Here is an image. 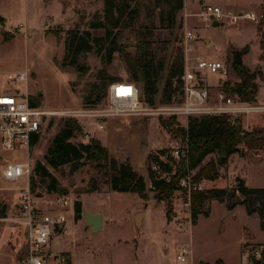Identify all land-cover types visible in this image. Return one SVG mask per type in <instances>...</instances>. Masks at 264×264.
Here are the masks:
<instances>
[{
  "label": "rangeland",
  "instance_id": "rangeland-1",
  "mask_svg": "<svg viewBox=\"0 0 264 264\" xmlns=\"http://www.w3.org/2000/svg\"><path fill=\"white\" fill-rule=\"evenodd\" d=\"M127 1L132 9L138 11L134 23L136 33H142L146 37L147 59L154 68L163 66V72L156 85L157 105H162L160 102L163 101L168 69L171 64L179 61V57L183 56L184 65L194 67L198 54L203 52L207 61L233 65L235 50H243L235 48H244L247 45L251 48V58H247L246 54L243 56V62L252 72L262 73V78L256 80L257 97L259 96L256 104L264 105V49L259 47L258 42L259 36L264 43V23L262 15L260 16L263 0H195L196 5L200 2L213 7L219 5L224 12L237 15L253 12L258 18L257 24L241 18L234 23L230 20L221 21L219 23L222 24L218 27L212 26V23L207 26L196 18L188 19L185 26L184 0V9L176 12L175 28H171L168 19L170 6L163 0L159 3L156 0ZM195 7L193 11L196 10ZM196 12L198 11L193 13ZM0 17L4 19V23H0V72L28 69L31 74L27 85L29 93L39 98L46 109H80L85 105L84 100L92 91V87L102 84L99 77L106 83L112 79L131 81L120 55L114 54L108 62L106 52L99 51L98 48L86 56H81L79 61L85 69L83 73L61 66L64 39L68 31H90L95 38L105 37L106 29L113 31V35L116 33L112 16L105 12L104 0H0ZM99 25L102 26L96 28ZM187 30L195 35L194 50L188 53L185 51ZM5 32L12 33L14 38L4 42ZM204 38L210 43L206 44ZM129 51L133 53L134 50L130 48ZM187 57L190 58L188 63ZM205 78L208 86L213 87H219L220 81L224 80L219 74L207 75ZM237 81L239 82L238 78L227 79V83ZM137 86L141 87V84ZM180 99L181 97L178 100ZM99 106H104V99ZM168 119L170 118H165ZM238 120L242 122L245 132L264 127V113L242 115ZM49 122L41 139L29 153V158L35 165L38 162L44 163L46 151L62 128L63 119L53 118ZM159 124L157 117H131L126 121L116 120L117 130L110 127V124L100 133L106 135L104 138L110 134L109 150L114 158L120 163L130 158L137 172L144 173L147 154L170 148L173 137L185 142L183 133L178 132L185 128L184 118L172 124V132H177L175 135L169 130H163ZM82 129L84 133L98 131L94 126L87 127L86 123ZM81 138L89 142L86 137ZM160 143L161 147L158 148ZM240 149L246 153L247 159H241V153L230 157L227 163L219 168L221 178L216 184L201 181L204 190L217 187L231 190L236 187L237 178L245 180L250 188H264V147L259 150H247L242 145ZM25 159L23 151L7 153L0 148V204L6 205V218L9 219L14 216L15 207L18 205L19 189L26 187L27 181L22 179L17 183L6 182L2 171L7 163ZM217 160V155H211L204 164ZM51 171L67 195L48 193L46 184L38 176H32L30 184L31 188H34L33 194L42 199L39 203L42 209L46 206L53 210L52 213L66 217L68 234H56L53 237L57 236L56 250L68 252L73 264H178L176 256L179 248L190 250V262L203 256L208 260L222 257L229 264H240V248L245 238L250 237L251 242H264V229L261 228L259 216H249L242 204H237L232 211L227 210L226 207L232 203L231 199L226 200L225 205L218 201L207 202L204 211L210 212L209 217L200 215L197 226L193 227L190 224V206H187L189 199L185 190L174 193V205L169 204L170 202L159 204L150 191L148 178L147 192L150 200L145 202L136 194L113 192L107 185H101L100 192L88 193L92 180L104 181L90 163L74 174L69 172L68 166L59 171ZM197 173L198 170H195L190 175L193 178ZM236 195L239 196L238 193ZM60 198H67L70 205L61 207L56 202ZM76 201H81L83 209L87 211L92 209L104 212L111 223L104 230L93 233L91 229L86 228L83 215L79 221L75 220ZM46 202L50 206H47ZM169 207H172L173 221L170 223L166 219ZM141 212L145 213V218L143 225L137 227L136 216ZM141 220L140 215L139 225ZM25 235V230L12 221H0V264H19L23 261L26 257Z\"/></svg>",
  "mask_w": 264,
  "mask_h": 264
},
{
  "label": "trees",
  "instance_id": "trees-1",
  "mask_svg": "<svg viewBox=\"0 0 264 264\" xmlns=\"http://www.w3.org/2000/svg\"><path fill=\"white\" fill-rule=\"evenodd\" d=\"M156 1L159 3L161 0ZM163 1L170 6L168 19L171 28H175L176 12L184 9V0ZM104 3L105 12L112 16L113 29L116 30V33L113 35V31L106 29L105 37L95 38L90 31H68L64 39L65 48L61 66L83 73L85 69L79 61L82 55L86 56L95 48H98L99 51L104 50L106 52L108 62H110L114 54L118 53L130 74V82H134L136 85L141 84V87H139L141 100L151 106H156V85L160 74L163 72V66L159 65L154 68L147 59L148 45L146 37L142 33H136L134 23L138 11L132 9L127 0H104ZM262 9V23H264V1ZM0 23H4L2 17H0ZM101 26L99 25L96 28ZM258 30L260 31L259 28ZM126 32L131 33L128 34ZM13 38L14 35L12 33H4V42H9ZM261 45L262 49H264L263 40ZM130 48L134 50L133 53L129 51ZM248 50L249 48L243 49L242 54L245 55ZM178 60V62L171 64L168 69L163 101L160 102L162 105L171 104L174 99V102L176 100L177 102L180 101L178 100L182 95L180 78L184 72L185 65L183 56L179 57ZM233 69L239 82L227 83L220 81V85L223 86L228 95L237 96L244 103H256L258 94L256 80L262 78V73L252 72L244 64L237 66L234 63ZM99 79L102 84L92 87V91L84 100V107L99 105L106 96L108 86L118 81L112 79L106 83L101 77ZM32 103L33 105L42 106L37 97L32 98ZM176 121L174 117L168 120L159 118L160 126L174 135L177 132H172L171 128ZM178 132H182L185 141H187L189 156L187 161H181L178 164L170 183L159 180L151 168L154 163L160 164V156L165 155L167 151L157 150L148 155L150 191L153 192L154 200L157 202H172L174 193L179 190L180 180L195 170H198V173L193 177V180L197 183L201 181L215 182L218 180L220 177L219 168L225 165L231 156L241 153V157H244L245 153L241 151L240 146L243 145L247 150H259L264 147V127L253 132H245L240 120L236 119L235 124H233L232 119L226 115H206L199 118H190L187 127L181 128ZM81 137H85V133L78 121L73 118L63 119L62 128L46 151L44 163L38 162L34 167V176H38L46 184L48 193H55L60 196L67 195V192L61 187L51 170L59 171L68 166L70 168L69 172L74 174L87 163H90L94 165L95 170L104 181L92 180L88 193L100 192L101 185H107L113 192L136 194L145 202L150 200L144 178L129 163H120L113 158L100 141L94 138L89 139L92 145L90 160L84 163L85 155L73 144L74 139ZM39 140L40 136H35L32 141V147L37 145ZM211 155H217V162L211 161L204 164L205 160ZM169 160L172 161V159ZM161 164L165 172H173L169 164ZM236 183V187L231 190L206 189L193 192L191 194V220L193 226L197 224L200 215L209 216V212L204 211L207 202L218 201L224 203L228 199L233 201L237 197L236 193H238L243 199L242 205L245 207L247 214L249 216L257 214L261 221V228L264 229V188H250L240 178L236 179ZM31 189L34 190L33 187ZM228 208L232 209V203L229 204ZM6 212V205L0 204V218H5ZM171 212L169 207L166 213V217L169 220ZM82 213V202L76 201L74 203V218L76 221L82 218ZM217 264L222 263L219 262Z\"/></svg>",
  "mask_w": 264,
  "mask_h": 264
},
{
  "label": "built area",
  "instance_id": "built-area-1",
  "mask_svg": "<svg viewBox=\"0 0 264 264\" xmlns=\"http://www.w3.org/2000/svg\"><path fill=\"white\" fill-rule=\"evenodd\" d=\"M190 18L203 21L207 26L214 21L230 20L234 23L241 18L258 23L257 15L254 13H239L237 15L233 12H224L221 7L210 5L203 6L196 13H185V26ZM21 28H23L22 25ZM194 39L193 32L187 30L185 33L186 53L194 50ZM186 59L188 63L190 58L187 57ZM196 62L194 67L185 64L184 72L180 78L182 84L180 101L156 106H151L141 100L140 89L134 82L116 81L108 86L104 106H82L77 110H50L43 106L33 105V95L29 93V86H27L31 79L28 69L0 72V148L3 152L23 151L26 155L24 161L7 163L3 168L2 177L10 183H17L22 179L27 181V186L19 189V202L15 207L14 216L10 219L0 218V221L10 220L25 230L26 257L23 261L25 264H73L69 255H53L48 251V245L54 235L65 236L68 234L66 217L56 215L51 210L45 211L42 209L39 206L42 199L33 194L30 184L35 167V164L29 158L32 141L37 135L41 139L43 132L49 126V120L53 118H73L78 121L81 127L86 123L87 127L94 126L99 131H103L105 123L110 119L126 121L131 117L164 119L174 117L177 121L184 118L188 123L190 118H199L206 115H226L235 124V120L242 115L264 113V105L244 103L237 96L228 95L220 84L219 87L222 90L213 93L211 88L205 84V76L212 74L221 75L224 77V82H227L228 78L236 79L237 75L233 65H227L220 61H207L200 55L196 58ZM87 132H85V137L89 140L91 137ZM164 150L167 153L160 156V164L154 163L151 168L159 180L170 183L176 165L181 161L188 160L189 148L187 141L184 142L177 137H173L170 148ZM169 159H172V161ZM161 163L169 164L173 172H165ZM179 190H185L188 193L189 203L187 206H190V224L193 226L191 220V194L204 190L202 183L195 182L189 174L180 180ZM56 202L61 207L70 205L67 198L57 199ZM190 255L191 252L187 248H179L176 256L177 263L192 264ZM242 256V264H257V261L264 264V244H243Z\"/></svg>",
  "mask_w": 264,
  "mask_h": 264
},
{
  "label": "crops",
  "instance_id": "crops-1",
  "mask_svg": "<svg viewBox=\"0 0 264 264\" xmlns=\"http://www.w3.org/2000/svg\"><path fill=\"white\" fill-rule=\"evenodd\" d=\"M264 1V0H263ZM196 6V7H195ZM203 6H207L204 2H200L198 5H196V3H195V0H191V1H187V0H185V13H193V12H195V11H199ZM196 8V10H194L193 11V8ZM215 7H220L219 5H217V6H215ZM192 9V10H191ZM262 11H263V9L261 8V12H260V16L262 15ZM251 13H253V12H251ZM255 14V13H254ZM256 15V14H255ZM260 37L258 36V42H259V47L261 48L262 47V45H261V39H259ZM206 44H209L210 43V41L207 39V38H204V40H203ZM245 48H249V50H248V52L246 53L247 54V58H251L250 57V53H251V48H250V46H246V47H244V48H235V49H245ZM235 51H237V50H235ZM259 51H260V49H259ZM242 52V51H241ZM245 54V55H246ZM198 55H200V56H202V57H204L205 56V54L203 53V52H200ZM244 56V55H243ZM244 61V60H243ZM205 84H207V82H206V79H205ZM207 86H208V84H207ZM210 88H211V90H212V92H214V93H217V92H219V91H221L222 90V88H220V87H213V86H209ZM217 88V89H216ZM219 88V89H218ZM257 99H259V96L257 97ZM116 120H118V119H110V120H108L106 123H105V127L107 126V125H110L111 124V126L110 127H112L113 129H115V130H117V128H115V121ZM120 122H121V120H119ZM160 125V124H159ZM187 125H188V123H186L184 126H185V128L187 127ZM161 127V126H160ZM162 128V127H161ZM163 130H165L164 128H162ZM98 130V129H97ZM103 131H105V129L103 130ZM101 131H89V132H87L90 136H91V138H94V139H96V140H98V141H100L101 142V144L105 147V148H107L108 149V151H109V153H110V150H109V137H110V134L107 136V137H105L104 138V136H106L105 134L103 135L102 133H100ZM161 147V143L159 144V146H158V148H160ZM247 152V151H246ZM113 158H114V156L112 155V154H110ZM235 155H238V154H235ZM234 156V155H233ZM231 158H232V156H231ZM116 159V158H115ZM127 159V158H126ZM148 154H147V158H146V163H145V172L144 173H139V172H137V170L135 169V166H134V164H132L131 163V161H130V158H129V160H127V161H125L126 163H129L132 167H133V169L139 174V175H141L143 178H144V180H145V182H146V184H147V178L149 179V176H148ZM241 159H247V157H246V153H245V155H244V157H241ZM117 160V159H116ZM122 161V160H121ZM124 161V160H123ZM125 162H121V163H125ZM221 167H223V166H221ZM223 169V168H222ZM219 172H221L220 170H219ZM221 174V173H220ZM221 178V175H220V177H219V179ZM218 179V180H219ZM242 179V178H241ZM218 180H216L215 182H211L212 184H216V182L218 181ZM243 180V179H242ZM245 181V180H244ZM220 182V181H219ZM218 182V183H219ZM223 189H224V187H222ZM222 188H219V189H222ZM213 189H218V187L217 188H213ZM156 201V200H155ZM156 203H163V202H157L156 201ZM220 203V202H219ZM171 204H173V202H171ZM221 204H224L225 205V203H221ZM46 205L47 206H50V204L48 203V202H46ZM174 205V204H173ZM171 208V211H172V207H170ZM227 208V210H229V211H232V210H234L236 207H233L232 206V209H229L228 207H226ZM44 209L45 210H48V211H50V208L49 207H46V206H44ZM52 211V210H51ZM88 212H90V213H92V214H102L103 215V229L102 230H104L105 229V227H107L110 223H111V221H110V218H108V216L104 213V212H101V211H98V210H92V209H88ZM166 213H167V211H166ZM171 214H172V212H171ZM209 214H210V212H209ZM139 215H141V217H142V220H141V224H140V227L143 225V220H144V218H145V213H140ZM137 216H138V214H137ZM136 216V217H137ZM200 217V216H199ZM209 217V216H208ZM166 219H167V217H166ZM86 221V220H85ZM198 221H199V218H198ZM167 222L168 223H170V222H173V221H171V215H170V220L169 219H167ZM197 224H198V222H197ZM197 224L196 225H194L193 227H195V226H197ZM101 230V231H102ZM56 238H57V236H55V237H53L52 238V240L50 241V243H49V245H48V251L51 253V254H53V255H59V254H66V255H68V252H58L57 250H56V246H55V240H56ZM252 241V239H250V237H247V238H245V240L244 241H242V243H241V248H240V251H241V261H240V264H242L243 263V256H242V245L243 244H245V243H251V244H264V242H251ZM70 256V255H69ZM71 257V256H70ZM222 263V264H229L227 261H226V259L225 258H222V257H217V258H215V259H213V260H208L207 258H204L203 256H201L200 258H198V259H194V260H191V263L192 264H215V263ZM239 264V263H238Z\"/></svg>",
  "mask_w": 264,
  "mask_h": 264
},
{
  "label": "water",
  "instance_id": "water-1",
  "mask_svg": "<svg viewBox=\"0 0 264 264\" xmlns=\"http://www.w3.org/2000/svg\"><path fill=\"white\" fill-rule=\"evenodd\" d=\"M220 24L218 21H214L212 23V26L218 27ZM235 61L234 63L237 66L243 65V54L241 51H235ZM41 95V94H40ZM73 144L77 146L80 151L85 155L84 163L89 162L90 160V155H91V149L92 145L90 142H85L82 138H76L73 140ZM258 153V152H256ZM223 159V158H222ZM243 199L240 196H237L233 201H232V206L235 207L237 204H242ZM171 204V202L169 203ZM83 217L86 220V228L91 229L93 233L100 232L103 229V215L102 214H92L88 212L86 209H83L82 213ZM139 219L140 215L136 217V226L140 227L139 225ZM19 264H25L23 261ZM257 264H260V261H257Z\"/></svg>",
  "mask_w": 264,
  "mask_h": 264
}]
</instances>
